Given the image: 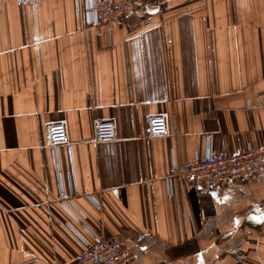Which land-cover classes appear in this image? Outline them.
Here are the masks:
<instances>
[{
  "label": "crops",
  "instance_id": "crops-1",
  "mask_svg": "<svg viewBox=\"0 0 264 264\" xmlns=\"http://www.w3.org/2000/svg\"><path fill=\"white\" fill-rule=\"evenodd\" d=\"M92 3L0 0V264H79V237L133 264H264V173L213 193L171 176L264 148V0H162L100 26ZM162 114L170 136L149 137ZM99 120L115 140L94 141ZM60 122L70 143L52 146Z\"/></svg>",
  "mask_w": 264,
  "mask_h": 264
},
{
  "label": "built area",
  "instance_id": "built-area-1",
  "mask_svg": "<svg viewBox=\"0 0 264 264\" xmlns=\"http://www.w3.org/2000/svg\"><path fill=\"white\" fill-rule=\"evenodd\" d=\"M162 0H93L90 12L96 26L110 22H119L130 10L146 9ZM168 114L152 117L148 120L147 135L151 138L170 136ZM94 141L108 142L116 139V125L111 120H99L95 123ZM48 142L52 146L69 144V132L66 122L53 124L48 128ZM171 176L185 183L202 187L207 193L215 192L223 185L234 184L245 178H253L264 173V148H249L237 154L215 153L210 151L188 164L171 165ZM77 194L60 192L62 204L69 207ZM70 229L73 228L70 226ZM74 231V230H73ZM75 232V231H74ZM77 234V233H76ZM79 236V235H78ZM84 251L79 264H133L134 253L123 243L116 240L94 238L89 242L81 239Z\"/></svg>",
  "mask_w": 264,
  "mask_h": 264
}]
</instances>
